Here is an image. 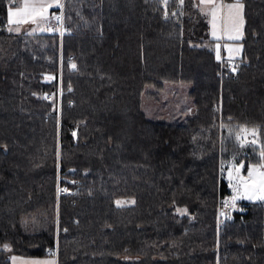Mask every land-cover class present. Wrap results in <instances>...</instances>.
Returning a JSON list of instances; mask_svg holds the SVG:
<instances>
[{"label": "trees", "instance_id": "obj_1", "mask_svg": "<svg viewBox=\"0 0 264 264\" xmlns=\"http://www.w3.org/2000/svg\"><path fill=\"white\" fill-rule=\"evenodd\" d=\"M241 1L222 73L197 0H63L62 35L0 0V264L55 244V264H264V201L217 215L229 159L264 165V0ZM165 82L191 84L184 123L141 108ZM58 171L76 191L56 202Z\"/></svg>", "mask_w": 264, "mask_h": 264}, {"label": "rangeland", "instance_id": "obj_2", "mask_svg": "<svg viewBox=\"0 0 264 264\" xmlns=\"http://www.w3.org/2000/svg\"><path fill=\"white\" fill-rule=\"evenodd\" d=\"M30 1V0H27ZM203 11L207 13L209 18V35L215 39V52L219 58H224L225 61L220 63V69L222 73L224 70H233L236 68L235 59L241 55L242 52V43L239 39H235L237 35L242 36L243 26L240 27L239 19L240 16L237 15L236 9H229L226 7L229 4H235L237 2L242 3L241 0H215V18L212 14L213 5H204L201 4ZM14 3V1H12ZM41 3L47 5L52 3V0H34L32 5L35 9H41L45 13L44 26L49 24L52 28L51 22H57L58 20L54 19V13H50L45 8H41ZM60 3H63V0H60ZM16 4V3H15ZM21 1H17V5L21 6ZM12 7V6H11ZM57 7V6H53ZM10 8V7H9ZM27 7H22L20 9H25ZM52 8V7H47ZM20 11V10H19ZM63 15V11H62ZM243 17V9L241 12ZM39 17V15H38ZM63 18V17H62ZM40 20V18H39ZM48 20V21H47ZM244 21V17H243ZM64 23V22H63ZM22 24V23H21ZM20 25V24H19ZM244 25V23H243ZM14 28V27H13ZM239 28V32L237 29ZM14 30V29H13ZM233 37V38H229ZM237 48L239 51L237 52ZM235 61V62H234ZM53 75L51 73L46 74V80L52 81ZM191 88L190 83H176V82H165L163 87L157 90L156 94L149 96L146 93L142 94L141 97V108L145 115L148 118L157 121H167V122H177L184 123L187 116H190L194 112L193 100L189 94ZM153 90L152 87L148 86L146 88ZM59 92L60 89H59ZM244 131H239L238 136L239 140L244 142L254 141L255 135H253L252 128H243ZM219 155L222 152L221 142L219 143ZM60 157L59 148H57V159ZM223 166V165H221ZM71 169V168H70ZM251 172V175L249 174ZM221 174L224 175L225 179L228 182L231 194L230 198L235 202V207L238 206L239 201H248V202H261L264 199H261L264 196V165L258 163H250L245 168V171L242 170V164L239 163L235 158H230L226 167L221 168ZM56 202L59 201L61 193L62 174L60 171L57 172L56 176ZM220 196L217 199V215L220 219L225 216V213L220 207ZM235 198V199H234ZM117 201H121L122 205L128 204L130 200L126 198H119ZM120 204V205H121ZM185 211V209H183ZM55 220H58L57 218ZM52 254V255H51ZM58 255V245L55 244L51 253L41 256L33 255H19V254H10V264H55V260ZM12 257H16L15 260Z\"/></svg>", "mask_w": 264, "mask_h": 264}, {"label": "snow or ice", "instance_id": "obj_3", "mask_svg": "<svg viewBox=\"0 0 264 264\" xmlns=\"http://www.w3.org/2000/svg\"><path fill=\"white\" fill-rule=\"evenodd\" d=\"M182 2H183V0H181V3H182ZM163 3H164L165 5H167V4H168V0H163ZM200 3H201V4H204V5H213V8H212V14H213V17L215 18V0H200ZM53 6L63 7V5L60 3V0H52V3H49V4H47V5L41 3V8H45V7H53ZM226 7H228L229 9H233V8L236 9V11H237V15L240 16V19H239V25H240V27H242V26H243V23H244V21H243V17H242V15H241V12H242V9H243V4L237 2V3H235V4H229V5H227ZM202 10H203V9H202ZM37 15L43 16V12H39V13H37ZM165 15L167 16V13H166ZM173 15H175V13H173ZM8 16H9V20H8V22H9V24H12V23H13V19H12L13 13H12V11H9ZM54 19H56V20H60L61 17H60V16H55ZM10 30H11V29H10ZM16 30L18 31L19 29H16ZM237 31L239 32V28L237 29ZM229 38L231 39V38H233V37H229ZM234 38H235V39H239L240 36L237 35V36L234 37ZM238 51H239V48H237V52H238ZM217 58L219 59V56H218ZM71 67H72V68H75L76 65L73 64V65H71ZM233 71H235V68H233ZM70 90H71V88H69V91H70ZM241 131H244L243 127L241 128ZM74 135H75V134H74ZM253 135H255V130H253ZM237 139L239 140L240 137L237 136ZM249 174L251 175V172H250ZM64 191H66V189H65ZM234 199H235V198H234ZM261 199H264V196H262ZM116 203H117V205L119 206L122 202H121V201H117ZM178 211H181V210L178 209ZM4 248H5V250H8V249H9V246H8V245H4ZM12 259L15 260L16 257H12Z\"/></svg>", "mask_w": 264, "mask_h": 264}, {"label": "crops", "instance_id": "obj_4", "mask_svg": "<svg viewBox=\"0 0 264 264\" xmlns=\"http://www.w3.org/2000/svg\"><path fill=\"white\" fill-rule=\"evenodd\" d=\"M17 1H21V6H12L10 8H8V13L9 11H12L13 16V23L14 25H19V24H26V23H33V25L31 27H35L37 24L38 25H43V23L41 22L45 16V13H43V16L38 17L37 13L42 12L41 9H35L34 6L32 5V1L34 0H17ZM200 1V0H197ZM201 6V5H200ZM22 7H27L26 10L25 9H20ZM51 8H47L46 10H50ZM20 10V11H19ZM40 18V20H39ZM42 19V20H41ZM8 20H9V16H8ZM9 23V22H8ZM213 38V37H212ZM216 39V38H215ZM240 40V38H239Z\"/></svg>", "mask_w": 264, "mask_h": 264}, {"label": "built area", "instance_id": "obj_5", "mask_svg": "<svg viewBox=\"0 0 264 264\" xmlns=\"http://www.w3.org/2000/svg\"><path fill=\"white\" fill-rule=\"evenodd\" d=\"M55 16H60L61 19L57 22H51L52 28L56 30L60 35H62L65 25L63 23V15H62V7H60V10L56 13ZM60 89V87H59ZM60 93V92H59ZM53 94V91H50L48 93V96H51ZM66 189V191H64ZM75 188H71L68 186V184H62L61 186V195H69L75 193ZM220 207L224 213L230 214L233 213L235 210V202L230 197H225L220 199Z\"/></svg>", "mask_w": 264, "mask_h": 264}]
</instances>
